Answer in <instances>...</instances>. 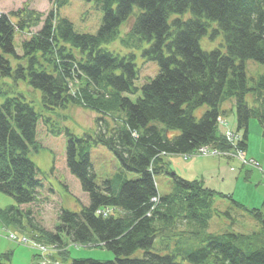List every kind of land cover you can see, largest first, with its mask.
<instances>
[{
  "label": "trees",
  "instance_id": "obj_1",
  "mask_svg": "<svg viewBox=\"0 0 264 264\" xmlns=\"http://www.w3.org/2000/svg\"><path fill=\"white\" fill-rule=\"evenodd\" d=\"M87 1L103 12L95 33L77 32L59 17L58 8L68 0H54L46 15L27 5L0 13V192L16 202L0 208V223L22 228L26 218L41 242L63 249L66 236L114 254L112 260L79 258L70 264H264V212L247 209L200 179L173 174L174 187L165 195L158 194L154 180L166 169L163 154H188L203 145L229 148L217 134L218 116L226 114L221 104L228 99H234L236 129L242 131L239 146L247 147L251 118L258 120L264 138V74L249 85L244 66L247 59L264 64V0ZM127 22L120 36L119 27ZM210 22L216 24L213 32L223 35V49L200 46ZM16 32L31 33L19 43L21 54ZM116 38L130 50L104 47ZM143 42L144 61L158 68L139 88L132 48ZM19 81L40 91L46 110L76 105L101 114L92 133L78 137L66 131V166L89 203L78 211L62 208L53 230L20 207L37 199L40 186L29 153L39 149L41 114L19 90ZM124 93L135 94V100ZM201 105L207 109L197 118L194 110ZM102 114L114 122L102 121ZM97 144L139 177L116 172L98 185L89 160V149ZM215 196L247 211L258 228L209 232L213 215H230L213 208ZM108 208L113 212L107 216L97 213ZM137 250L140 256L133 255ZM0 264H11L8 252Z\"/></svg>",
  "mask_w": 264,
  "mask_h": 264
},
{
  "label": "rangeland",
  "instance_id": "obj_2",
  "mask_svg": "<svg viewBox=\"0 0 264 264\" xmlns=\"http://www.w3.org/2000/svg\"><path fill=\"white\" fill-rule=\"evenodd\" d=\"M53 3L54 0H0V13L8 14L27 5L46 15ZM57 13L59 17H66L71 21L75 31L88 33H95L98 30L103 17L102 10L96 8L92 1L87 0H68L65 5L58 8ZM128 24L129 22L123 23L119 27L120 36L127 32ZM210 25L207 32L200 38L201 48L204 50L223 49V35L221 32H213L216 28L215 22H210ZM40 26L33 27L30 32H36ZM31 33H15V46L18 54H21L20 41L29 38ZM146 45L147 43L143 42L141 46L132 48L137 56L136 64L139 68V75L135 85L139 88L156 73L158 68L156 62L144 61L141 51ZM104 47L119 53L130 50L122 46L118 38L105 44ZM9 58L12 62L14 61L13 58ZM244 66L249 85L264 74L262 63L247 59ZM1 86L4 89L2 80ZM19 90L41 114L37 122L36 134L39 149L29 153L30 159L39 169L37 178L40 186L37 189V199L30 204H22L20 207L30 210L35 221L46 229L53 230L58 223L57 216L62 208L78 211L89 203L88 195L81 189L78 178L66 166V146L69 138L66 131L78 137L84 133H92L96 128L95 118L101 114L76 105H69L65 109L46 110L41 104L39 90L29 87L22 81H19ZM124 94L132 100L136 98L135 94ZM2 99L3 97L0 96V102ZM206 109V105L199 106L194 110V116L199 118ZM221 109L225 110L226 114H221L223 121L218 123L217 134L231 130L241 136L242 131L236 129L234 99L224 101ZM102 116L105 117L104 120L101 119L102 121H108L110 124L114 122L109 115L102 114ZM245 154L247 158L239 152L232 156L216 152L187 157L183 154H163L166 169L154 175L157 192L159 195L169 193L175 184L173 174H176L185 179H200L206 187L230 195L233 200L243 204L247 209L258 208L264 212V138L261 126L255 118L249 120ZM250 158L257 160L258 166L252 164V161L249 162ZM89 160L95 174V182L98 185L111 178L116 172H122L127 179L139 177L134 172L123 170L114 154L101 144L90 147ZM11 205H16L14 198L0 192V208ZM213 208L222 212L229 211L230 215H213L209 220L207 229L209 232L221 233L232 230L248 233L258 228V222L247 211L236 207L227 197L215 196ZM23 225L19 228L0 223V256L8 252L11 264H70L72 259L79 258L114 259L113 252L103 246L75 244L66 236H63L64 248H55L51 244L41 242L36 236L35 239L33 238L32 229L26 218L23 219ZM141 254L142 251L137 250L133 255L140 256Z\"/></svg>",
  "mask_w": 264,
  "mask_h": 264
},
{
  "label": "built area",
  "instance_id": "obj_3",
  "mask_svg": "<svg viewBox=\"0 0 264 264\" xmlns=\"http://www.w3.org/2000/svg\"><path fill=\"white\" fill-rule=\"evenodd\" d=\"M225 137L231 143L232 148H230V149H219V148H216V147H211V146L205 145V146H201V147L197 148L192 153L185 154V156L187 157V156H190V155H193V154H198V155L199 154H205L207 152H210L212 154L216 152V153H219V154H225L226 156H232V155L237 154V152H239L240 155L244 156L243 150L237 145V140L239 139V136L237 134L231 132V131H227L225 133ZM232 150H234V152ZM250 161H252L251 162L252 164L258 166V163L255 160L250 159L249 162Z\"/></svg>",
  "mask_w": 264,
  "mask_h": 264
}]
</instances>
